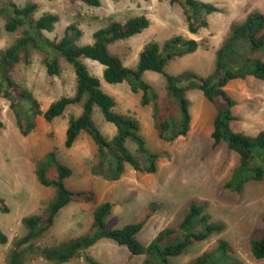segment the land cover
I'll return each mask as SVG.
<instances>
[{
	"label": "rangeland",
	"instance_id": "1",
	"mask_svg": "<svg viewBox=\"0 0 264 264\" xmlns=\"http://www.w3.org/2000/svg\"><path fill=\"white\" fill-rule=\"evenodd\" d=\"M29 1L16 0L20 6ZM36 1L39 4L37 16L54 12L60 17L54 30L45 32L47 37L60 39L67 26L75 23L84 32L81 43L91 42L93 32L110 17L125 20L131 15L146 14L152 20L149 28L111 46L112 51L130 67L136 66L142 48L151 40L163 43L177 34L201 40L202 45L197 51L170 62L167 71L174 74L192 69L207 75L214 66L215 50L228 35L232 22L244 20L252 10H264V0H205L217 3L223 11L208 15L209 27L202 28L199 35H192L188 32L182 5L170 0H101L100 6H89L78 0ZM18 35L19 32L5 30V19L0 16V50L12 45ZM83 61L101 78L103 89L114 96L115 111L140 123V132L148 148L160 153L158 171L149 173L128 166L118 181L96 176L91 172V164L98 149L89 135L83 133L71 148L64 145L69 120L81 113V105L69 107L63 116L52 122L38 116L35 129L23 135L8 102L0 97V119L4 122L0 128V196L10 207L8 213L0 212V228L9 237L7 244H0V264H6L5 256L12 239L26 231L23 217L42 212L55 194V189L42 185L36 175L37 162L53 149L73 169L66 185L94 190L96 199L92 203L73 202L62 209L41 244H59L87 233L93 223L94 209L111 201L114 206L106 220L113 228L151 214L139 234L140 240L147 245L162 229L178 226L191 203L197 202L206 204L213 219L224 222L225 229L208 240L192 244L183 255L174 259V264H189L200 254L216 247L220 239L228 241L245 264H264V259L251 254V241L264 231V180L247 184L241 193L225 187L238 163V155L224 142L214 145V109L202 91L193 89L188 92L192 113L188 135L172 142L163 141L153 118L154 104L143 106L141 93L134 92L130 82L107 83L103 79L101 64L89 59ZM15 76L35 93L44 110L60 96L73 94L76 87L74 71L67 62L63 61L60 75H51L36 50L32 52L31 63L17 67ZM145 78L160 90L163 97L164 76L147 72ZM228 90L238 101L234 110L238 117L233 122L234 128L246 134H257L264 129V82L254 77L237 79L228 85ZM94 118L103 134L112 139L116 127L105 120L98 107H95ZM128 145L142 161V156L136 152V144L128 140ZM87 253L103 264H142L145 258L144 255L132 256L126 246L110 239L100 240ZM28 264L54 263L35 257ZM68 264L88 263L83 258H76Z\"/></svg>",
	"mask_w": 264,
	"mask_h": 264
},
{
	"label": "trees",
	"instance_id": "2",
	"mask_svg": "<svg viewBox=\"0 0 264 264\" xmlns=\"http://www.w3.org/2000/svg\"><path fill=\"white\" fill-rule=\"evenodd\" d=\"M78 1L89 6H100L102 3L101 0ZM170 2L182 5L187 29L192 35H199L202 28L209 27L208 15L223 11L217 3L205 0ZM38 9L36 0L24 6L16 0H0V16L5 19V30L19 32L12 45L0 50V97L8 102L23 135L35 129L38 116L42 115L46 121L52 122L63 116L69 107L81 105V113L69 120L64 145L71 148L83 133L89 135L98 149L91 164L94 175L107 181H118L128 166L137 171H158L160 153L148 148L140 132V123L135 118L115 111L114 96L103 89L101 78L83 61L89 59L104 67L103 79L107 83L128 81L134 92L141 93L143 106L154 104L153 118L159 138L163 141L172 142L188 135L192 121L188 92L193 89L202 91L214 109V145L224 142L229 150L238 155V163L225 187L241 193L247 184L264 180V129L257 134H246L234 128L233 122L238 118L234 110L238 101L228 90V85L237 79L254 77L264 82V10H252L244 20L232 22L228 35L215 50L213 69L207 75H201L192 69L176 74L167 71L171 61L197 51L202 45V41L194 37L177 34L163 43L151 40L142 48L134 67L125 65L122 57L112 51L113 43L136 36L151 26L152 20L146 14L131 15L125 20L110 17L93 32L91 42L81 43L84 32L75 23L67 26L60 39L47 37L45 32L53 31L60 17L54 12L37 16ZM33 50L42 56L49 74L60 75L65 61L76 77L73 94L60 96L46 110L42 109L35 93L15 76L17 67L31 63ZM147 72L164 76L163 97L160 90L145 78ZM95 107L100 109L106 121L115 125L116 134L112 139H108L98 127L94 118ZM3 126L4 122L0 119V128ZM128 140L136 144V152L142 156V161L129 148ZM72 174L73 169L57 156L54 149L37 162L39 182L53 187L55 194L42 212L23 217L26 231L12 239L5 256L6 264H28L35 257L54 264H68L76 258H83L88 264H103L87 253L103 239L126 246L132 256L144 255L142 264H174V259L183 255L192 244L208 240L225 229L224 222L213 219L206 204L192 202L178 226L162 229L145 245L139 234L151 214L113 228L106 219L114 203L105 201L94 209L93 223L87 233L59 244L43 245L42 238L55 224L62 209L73 202L92 203L96 199L94 190L74 189L66 185L67 178ZM9 211L8 203L0 196V212ZM8 242V235L0 228V244ZM251 254L257 259H264V231L251 241ZM189 264L245 262L228 241L220 239L216 247L200 254Z\"/></svg>",
	"mask_w": 264,
	"mask_h": 264
}]
</instances>
